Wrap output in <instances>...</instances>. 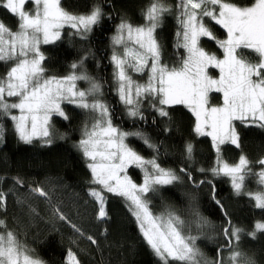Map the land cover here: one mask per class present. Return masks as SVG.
Here are the masks:
<instances>
[{"label":"snow or ice","instance_id":"obj_1","mask_svg":"<svg viewBox=\"0 0 264 264\" xmlns=\"http://www.w3.org/2000/svg\"><path fill=\"white\" fill-rule=\"evenodd\" d=\"M28 4L32 7L27 8ZM0 7L17 18L15 30L0 21V63L10 65L0 76V119L12 121L18 139L25 144L40 140L50 145L53 116L68 119L62 105L72 104L89 111L92 122L84 125L76 147L91 173L90 195L98 202V219L107 217L106 193H110L125 200L158 264H256L254 257L239 250V241L242 235L256 239L264 234V219L255 221L247 233L229 221L223 229L225 245L217 249L215 260L206 259L197 246L199 237L191 234L193 225L199 230L210 223L198 208L193 205L189 209L192 220L187 221L170 207L154 213L147 199L146 194L157 193L181 177L175 170L162 167L155 156L146 158L135 151L126 139L138 136L149 148L157 146L141 132H126L113 124L110 108L102 99L101 84L77 71L78 64L73 63V71L65 76L47 75L41 45L59 40L66 26L85 37L100 23L102 7L93 4L83 14L68 11L62 0H0ZM176 7L174 47L184 54L175 64L162 62L156 35L164 14L172 10L163 0H149L142 10L144 23L133 25L122 18L117 25L111 38V61L119 101L128 116L140 119H144L145 104L160 117H168L173 106L185 107L194 117L193 131L210 138L217 153L211 173L228 177L237 195H247L256 209L264 210V157L257 161L260 170L253 173L245 155L234 164L221 156V145L239 147L237 124L264 130V0H179ZM206 19L223 30V38L217 37ZM202 38L214 41L222 55L202 47ZM245 52L254 54L255 61ZM212 70L218 75H212ZM132 74L146 79L141 83ZM79 81H86L89 86L80 89ZM214 94L218 103L212 102ZM3 130L0 123V142ZM185 151L191 158L193 145L187 144ZM132 166L143 172L142 183H135L128 175ZM180 171L195 187L205 183H196L187 169ZM253 175L260 190L245 192L246 179ZM33 191L47 196L42 188ZM212 197L215 199L214 185ZM3 201L4 194L0 192V206ZM60 219L66 217L61 214ZM0 228V264H44L14 232L7 230L3 220ZM224 248L229 251L227 258L222 255ZM68 259L70 264H80L71 250Z\"/></svg>","mask_w":264,"mask_h":264},{"label":"trees","instance_id":"obj_2","mask_svg":"<svg viewBox=\"0 0 264 264\" xmlns=\"http://www.w3.org/2000/svg\"><path fill=\"white\" fill-rule=\"evenodd\" d=\"M148 3L149 0H62L65 9L77 14L86 13L93 4H99L104 15L85 37L65 27L59 40L42 44L41 51L46 56L44 67L47 75L65 76L73 71V63L78 64V69L101 84L102 99L110 108L113 124L126 132H141L157 146V149L149 148L138 136L126 139L135 151L146 158L155 156L162 167L175 170L181 177L180 181L161 187L157 193L146 194L152 211L160 213L170 207L191 221L189 209L195 205L210 223L199 230L193 225L191 234L200 232L197 246L206 259L215 260L217 249L226 243L223 229L229 226L228 222L247 233L255 221L264 219V210L256 209L247 195H237L228 177L211 173L217 153L210 138L198 136L193 131L194 117L185 107L173 106L168 117H160L145 104L142 109L144 119H140L128 116L125 106L120 103L110 71L111 38L122 18L133 25L144 23L142 10ZM163 3L172 10L164 14L156 35L162 48V62L171 65L184 54L182 49L174 47L179 0H163ZM0 21L13 30L17 27V18L4 7H0ZM205 23L217 37H224L223 30L214 22L206 19ZM201 45L211 53L222 55L216 43L208 38H202ZM245 55L250 60L256 59L252 53L245 52ZM9 66L0 63V76ZM212 102H219L215 94ZM66 114L67 120L57 116L52 118L53 142L50 145L40 140H34L32 144L21 142L12 121L0 119L4 125L3 142H0V192L4 194L0 220L44 264H70L69 250L80 264H158L123 198L106 193L107 217L97 218L98 203L90 195L91 173L76 147L84 125L91 124L93 115L71 104L66 105ZM237 131L239 147L230 143L221 145L222 159L236 163L241 155H245L251 162L252 172L256 173L261 167L257 161L264 157V130L237 124ZM189 143L193 145L191 158L185 151ZM182 168L191 173L196 183H205L195 187L180 171ZM128 174L136 183L141 182L138 168L130 167ZM213 185L215 199L212 197ZM36 188H42L47 196L33 191ZM259 190L256 177H248L245 192ZM61 214L66 219H60ZM239 250L254 257L256 264H264V234H259L256 239L242 235ZM222 255L227 258V248L223 249Z\"/></svg>","mask_w":264,"mask_h":264},{"label":"rangeland","instance_id":"obj_3","mask_svg":"<svg viewBox=\"0 0 264 264\" xmlns=\"http://www.w3.org/2000/svg\"><path fill=\"white\" fill-rule=\"evenodd\" d=\"M32 7V5H29L27 8H31ZM67 27V26H66ZM112 53H113V47H112ZM77 71H79V72H85L84 70H80V69H77ZM110 71L111 72H114V65H113V62L111 61V69H110ZM133 75V78L135 79V80H138V81H140L141 83H143L144 82V80L146 79V77H142V76H140L139 74H132ZM212 75H218V72L215 70L214 72L212 71ZM112 80H113V82H114V78H113V74H112ZM96 81V80H95ZM96 82H98V81H96ZM99 83V82H98ZM114 85H115V82H114ZM89 85H88V82H86V81H79L78 82V87L80 88V89H86L87 87H88ZM115 93H116V86H115ZM116 95H117V93H116ZM117 97H118V95H117ZM118 99H119V97H118ZM65 105V106H64ZM64 105H62V107H63V109H64V111H65V113H66V105H67V103H65ZM72 105V104H71ZM73 106H75V105H73ZM125 111H126V109H125ZM67 115V114H66ZM55 116V115H54ZM53 116V117H54ZM57 117H59V116H57ZM60 118H62V117H60ZM64 119V118H63ZM78 143V142H77ZM126 143H127V141H126ZM215 150V149H214ZM229 164H234V163H229ZM139 169V168H138ZM139 171H140V173H141V176H142V179H141V182L140 183H142V180H143V172L139 169ZM129 175V174H128ZM130 176V175H129ZM131 177V176H130ZM132 178V177H131ZM229 179V178H228ZM133 180V179H132ZM134 181V180H133ZM229 181H230V179H229ZM135 182V181H134ZM136 183V182H135ZM140 183H137V184H140ZM231 184V183H230ZM98 203V202H97ZM128 206V205H127ZM192 235H196V236H200V232H195V233H193Z\"/></svg>","mask_w":264,"mask_h":264}]
</instances>
